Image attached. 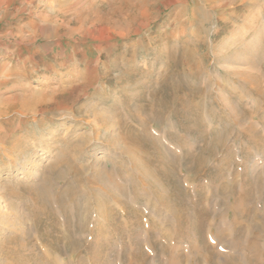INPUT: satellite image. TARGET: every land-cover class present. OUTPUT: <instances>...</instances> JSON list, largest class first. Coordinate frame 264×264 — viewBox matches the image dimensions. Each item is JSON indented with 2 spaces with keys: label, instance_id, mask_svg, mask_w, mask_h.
Segmentation results:
<instances>
[{
  "label": "rangeland",
  "instance_id": "374dc122",
  "mask_svg": "<svg viewBox=\"0 0 264 264\" xmlns=\"http://www.w3.org/2000/svg\"><path fill=\"white\" fill-rule=\"evenodd\" d=\"M138 1L0 0V111L25 101L43 121L0 122L21 139L0 155V264H139L137 248L168 264L164 246L191 260L199 238L178 208L208 213L220 262L246 261L214 186L239 194L255 174L264 193V0ZM57 158L81 176H58Z\"/></svg>",
  "mask_w": 264,
  "mask_h": 264
},
{
  "label": "bare ground",
  "instance_id": "6f19581e",
  "mask_svg": "<svg viewBox=\"0 0 264 264\" xmlns=\"http://www.w3.org/2000/svg\"><path fill=\"white\" fill-rule=\"evenodd\" d=\"M150 1H152V0H149V1L148 0H140V1H138L135 4V6H144L145 7ZM97 48L100 49L101 45H98ZM12 73L14 74V72H12L10 70H6L5 71V74H7V75L8 74L13 75ZM256 80H258V79H256ZM3 83H5V82H3ZM259 93H260V96L262 95L264 97V90H262V92H259ZM3 105H4V108H3L4 110L0 111V122H2V123L6 122V124H11L12 125V123H13L12 119L6 118V115H8V113L10 111H15L18 116L22 115L21 116L22 118L20 117L21 120L23 121L22 124H24V123L29 124V120L33 117V119H31V121L32 122L34 121V122H36L38 124V126H42L43 127V125H42L43 121L40 118L36 117V113L32 114L33 111H30V109H29L30 107L27 106L25 101L16 100L15 102H5ZM37 112L39 113V115H44V111L42 112V111L39 110ZM11 128H13V127H11ZM131 133H133V132H131ZM131 133L128 132V134L125 135V139L127 138L129 140L134 141V138L131 135ZM0 139L2 140L0 142V155H2L1 153H3L6 157L11 159V161H12L13 160V156H11L10 153L16 151V149L18 147L17 144L18 143L20 144L21 139L19 140V137L14 138V137L11 136V134H9L7 132H6V134L4 133V135H2L0 137ZM150 140L152 141V139H150ZM8 143H10V144L7 145ZM131 149L132 148H129V147H127L128 151L125 149L127 151L126 153L129 152L128 155L131 154ZM73 150H74V148H73ZM123 153H124V150H123ZM67 155H68V153H67ZM129 156L132 157V161L134 162V165L139 169V167L141 166L140 165V161L138 160L139 157L136 156L134 152H132V154L129 155ZM58 159L59 158H57V161L54 162V165L53 164H52V166L50 165L51 167H55V166H57L59 164L66 166L65 172L64 173H60L58 176H65L66 174H70V173L73 174L74 176H81V172H82L83 168H81L80 166H77V165H76L77 166L76 167L73 164V161L70 158H68V159H66V158L61 159L60 158L59 160ZM198 162L202 163V161L200 159L198 160ZM50 169L53 170L52 168H50ZM140 174L142 175L140 177L142 178L144 183L148 184L150 187H152V184H153L152 183V176H147V171H146V173L140 172ZM252 176L253 177H251V178H246L245 179V185L243 186V189L240 191L239 194H237V193L235 194L233 192V190H231V186L226 185L225 182H222V183L219 182L218 184H216V186H214V191L215 192H217V193L221 192L222 196H224V197H226V194H227V196L229 194L230 197L232 198L231 199L232 201L229 202V205L227 207V211L229 212V216H230V220H231V225L233 227V229H231L232 230V236L233 237H241V239H242L241 243L244 245V248L246 249L245 250L246 254L249 251L247 256H246V259H245L246 261L244 262L242 259H240V258H238L236 256L225 255L223 257L222 261L220 262L217 259L218 256H219V253L216 252L215 250H213V248L209 244L206 243L207 242L206 241V232L204 233V228H205L206 222H204V219L206 218L205 215L208 214V213H206V211L203 210V209H199V210H196L193 213H189L188 211H186V209L185 210H184V208L183 209H181V208L179 209L177 207L178 209L175 210V216L177 217V219L179 221L184 220L186 223H188V225H190L192 228L196 229L199 241L195 242V243L194 242L191 243V245H192L191 249L193 250V254H194L193 258H191V260L187 257V255L185 254V252L183 250H181L183 252H180V249H174V248H169V247L164 246L163 249L167 250L170 253V259H169V263L168 264H204V263H206V264H264V193H261L259 195L258 190H260V186H259L260 180H258V182H257V180H256L257 178H254L255 174H253ZM217 177L221 178V176H217ZM38 187L40 189H42L43 192L45 193L46 201L48 202L49 200H51V199H48L49 195H47V193L43 189V186L40 184ZM107 188H109V187H107ZM117 188H119V187H117ZM66 189H68V187ZM133 189H135V188H133ZM154 189H155V187H154ZM180 190H179V193H180ZM156 191H158V190H156ZM182 192H184V191H182ZM48 194H49V192H48ZM41 196H43V199H41V200H43L42 201V205L46 206V203L44 201V194L40 195V197ZM112 196H114V195H112ZM256 196L259 197V200H260L259 202L263 206L261 211H259L258 208H257L258 200L254 201V198L257 199ZM133 197H136V195L134 194ZM160 197H162V195ZM113 199H114V197H113ZM117 199H120V198H117ZM125 199H126V197H125ZM100 202H101V200L99 199V201L97 202V205L99 206L98 207V213L99 214H104L106 219H108V218L110 219L111 217L115 218L114 215L110 216L109 215L110 213L108 214L106 212L107 209H104L103 206L102 207L100 206V204H101ZM251 203H253V204H251ZM128 206H127V209H123L122 214L123 215H127L128 217L136 219L138 212H136L134 209H132V208H130ZM112 222H113V220H112ZM135 222H136V220H135ZM137 225H140V222H137ZM24 234H22L21 236L24 237ZM217 238H219V237H217ZM61 240H63V239L61 238ZM66 240H71V237L68 236ZM240 247H241V249L243 248V246H240ZM134 258H135L134 261L140 262L139 264H144V262L146 261V254L144 252V249H141V248L138 249L137 248L135 250V252H134Z\"/></svg>",
  "mask_w": 264,
  "mask_h": 264
}]
</instances>
